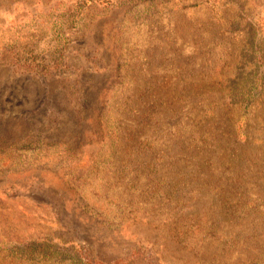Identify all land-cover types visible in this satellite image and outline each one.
Instances as JSON below:
<instances>
[{
    "label": "rangeland",
    "instance_id": "obj_1",
    "mask_svg": "<svg viewBox=\"0 0 264 264\" xmlns=\"http://www.w3.org/2000/svg\"><path fill=\"white\" fill-rule=\"evenodd\" d=\"M259 44L264 0H0V264H264Z\"/></svg>",
    "mask_w": 264,
    "mask_h": 264
},
{
    "label": "trees",
    "instance_id": "obj_2",
    "mask_svg": "<svg viewBox=\"0 0 264 264\" xmlns=\"http://www.w3.org/2000/svg\"><path fill=\"white\" fill-rule=\"evenodd\" d=\"M256 50H255V56H257V58L260 60H262V58L264 57V45L259 44L258 46H256ZM261 66L263 65L262 61H260L259 63ZM259 66V65H258ZM255 74V73H253ZM264 80V75L262 74V72L259 71V75L254 76L253 78H251V90L255 89L254 87H259L261 89V85L262 82ZM243 94H251V92H245ZM243 94L240 95V97H238L237 101H235V107L232 109V115L234 112V117L235 120L232 119V127H236V131L240 132L243 134V136L246 137V140L242 141L243 144L244 143H248V138L251 135V132L249 130H252L253 126L250 124H247L248 119L245 117L247 116V114L245 113V111L243 110L245 107H243V103L245 102L244 98H243ZM253 94L257 95V91L254 92ZM245 104V103H244ZM208 114H212V112H208ZM235 129V128H234ZM263 129L261 128L259 133H261V135L263 134ZM254 137V136H253ZM39 249L40 252L38 254H36V259L33 257L34 254H28V253H32V250L35 249ZM25 252H27L28 255V259L31 260L32 262H40L42 264H72L71 259L67 258L66 255L61 252L58 248L57 245L47 241V240H41L39 242L30 244L28 246L25 247V249L23 250ZM68 261H70L68 263ZM84 261V260H83ZM134 260H131V258L127 259V260H118L114 263H110V264H133ZM84 264H101L100 262H98L95 259H92L90 257H86L85 258V262Z\"/></svg>",
    "mask_w": 264,
    "mask_h": 264
}]
</instances>
